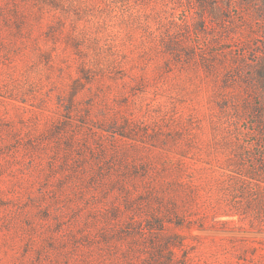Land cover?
Segmentation results:
<instances>
[{"label": "rangeland", "instance_id": "rangeland-1", "mask_svg": "<svg viewBox=\"0 0 264 264\" xmlns=\"http://www.w3.org/2000/svg\"><path fill=\"white\" fill-rule=\"evenodd\" d=\"M0 264H264V0H0Z\"/></svg>", "mask_w": 264, "mask_h": 264}]
</instances>
